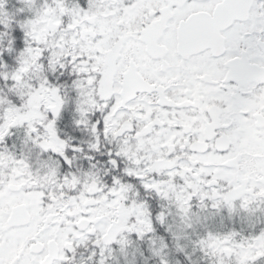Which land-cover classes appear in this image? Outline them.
<instances>
[{
    "label": "snow or ice",
    "instance_id": "obj_1",
    "mask_svg": "<svg viewBox=\"0 0 264 264\" xmlns=\"http://www.w3.org/2000/svg\"><path fill=\"white\" fill-rule=\"evenodd\" d=\"M0 264H264V0H0Z\"/></svg>",
    "mask_w": 264,
    "mask_h": 264
}]
</instances>
